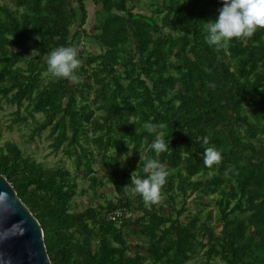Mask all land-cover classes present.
<instances>
[{
	"label": "trees",
	"instance_id": "trees-1",
	"mask_svg": "<svg viewBox=\"0 0 264 264\" xmlns=\"http://www.w3.org/2000/svg\"><path fill=\"white\" fill-rule=\"evenodd\" d=\"M88 1L0 0V115L15 107L10 130L31 116V141L48 130L52 153L74 160L98 201L73 210L74 173L2 144L0 120V174L40 221L52 263L187 264L205 251V264H264V28L220 48L206 37L223 0H150V12L141 0H91L92 34ZM70 45L75 79L52 75L47 57ZM149 122L164 127L150 133ZM156 134L165 152L149 148ZM210 146L222 160L207 167ZM148 158L170 173L158 203L131 195ZM96 163L115 165L113 198ZM117 209L136 215L119 224L109 218Z\"/></svg>",
	"mask_w": 264,
	"mask_h": 264
},
{
	"label": "clouds",
	"instance_id": "clouds-1",
	"mask_svg": "<svg viewBox=\"0 0 264 264\" xmlns=\"http://www.w3.org/2000/svg\"><path fill=\"white\" fill-rule=\"evenodd\" d=\"M207 42L209 45L225 47L234 38H250L255 32L264 28V0H223L218 16L207 21ZM49 72L60 78L75 79V70L80 66L78 49L74 45L59 46L51 51L47 59ZM157 127L164 125L146 123L143 128L147 132H155ZM205 144L208 140L205 139ZM168 141L163 134H156L149 145L156 153L165 152ZM222 160V152L215 146H210L204 152V164L211 167ZM144 175L131 178V195L139 194L145 202L158 203L162 199L161 190L169 176L168 169L155 158H148L143 168Z\"/></svg>",
	"mask_w": 264,
	"mask_h": 264
},
{
	"label": "rangeland",
	"instance_id": "rangeland-1",
	"mask_svg": "<svg viewBox=\"0 0 264 264\" xmlns=\"http://www.w3.org/2000/svg\"><path fill=\"white\" fill-rule=\"evenodd\" d=\"M5 1L10 2L11 0H5ZM150 2H151L150 0H141L138 6L140 9H143V11L150 12V8H149ZM88 7L90 9V17L87 24V28L92 34H94L95 31L93 30V24L96 23L98 17L97 9L99 7L98 5L93 6V4L90 3V1H88ZM87 46L91 50H99L95 42H93L92 40L88 41ZM13 110H15V107H12L5 103L4 111L0 115V120L3 124L5 131L2 144H4L8 140L15 141L23 149L25 155H31L34 159H37L38 161L45 163V165L47 166H64L68 168L74 173V179L77 181L79 185V194L73 201V208H74L73 210L80 211L86 209L89 205L96 206L98 201L97 199L94 198L93 190L89 189L90 182L89 180L83 177L82 172H78L77 174L74 160L63 155V152H60L58 154L52 153V148L50 145L52 140L48 139L47 136L48 130L40 138L37 137L35 141H31L29 138V133L32 130L31 128L33 123V119L31 118V116H28V119L24 124L21 123L16 125L13 130L7 128V125H9L11 122V117L9 116V113L12 112ZM37 117L40 116L37 114ZM114 167H115L114 164H111L108 167L101 165V163L95 164L96 175L98 178L102 179V181L105 184V186L100 187V191L102 190V192H107L110 198H113L116 195L115 193L112 192L113 187L109 183V176L111 175V171L113 170ZM83 189L87 190L88 193L87 194L82 193ZM217 197H218L217 195H211L209 197H206L208 198L207 200H210L209 203H213L212 205L207 207L206 211L215 208L214 201L215 198ZM195 201L196 199L194 195V197L188 203V207L190 211L193 213L198 212V208L196 206ZM137 214H141V213L138 212ZM182 220L184 222L188 221V219L185 216L182 217ZM211 222L216 223L215 218L212 219ZM220 229L221 227H219L217 231L219 232ZM129 241L130 243H133L135 245L144 244L143 237L136 234H132L131 236H129ZM205 255H206L205 251H202L199 255L195 257V259L191 260L187 264H205V258H206ZM211 264H223V263L220 259H215L211 262Z\"/></svg>",
	"mask_w": 264,
	"mask_h": 264
},
{
	"label": "water",
	"instance_id": "water-1",
	"mask_svg": "<svg viewBox=\"0 0 264 264\" xmlns=\"http://www.w3.org/2000/svg\"><path fill=\"white\" fill-rule=\"evenodd\" d=\"M0 264H53L40 221L3 174H0Z\"/></svg>",
	"mask_w": 264,
	"mask_h": 264
},
{
	"label": "built area",
	"instance_id": "built-area-1",
	"mask_svg": "<svg viewBox=\"0 0 264 264\" xmlns=\"http://www.w3.org/2000/svg\"><path fill=\"white\" fill-rule=\"evenodd\" d=\"M135 213L128 209H117L113 213L109 214V218L113 221H117L119 224L124 222L126 219H133Z\"/></svg>",
	"mask_w": 264,
	"mask_h": 264
},
{
	"label": "crops",
	"instance_id": "crops-1",
	"mask_svg": "<svg viewBox=\"0 0 264 264\" xmlns=\"http://www.w3.org/2000/svg\"><path fill=\"white\" fill-rule=\"evenodd\" d=\"M90 3H92V4H93V1H91V0H90Z\"/></svg>",
	"mask_w": 264,
	"mask_h": 264
}]
</instances>
